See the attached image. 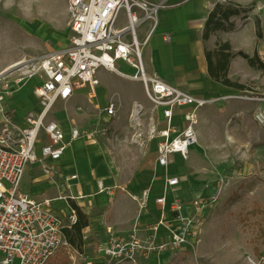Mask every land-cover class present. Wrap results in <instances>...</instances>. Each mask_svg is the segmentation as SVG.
I'll return each instance as SVG.
<instances>
[{
	"label": "crops",
	"instance_id": "0c3cea01",
	"mask_svg": "<svg viewBox=\"0 0 264 264\" xmlns=\"http://www.w3.org/2000/svg\"><path fill=\"white\" fill-rule=\"evenodd\" d=\"M145 1L164 5L157 17V28L143 48V62L147 73L156 74L165 83L196 99L213 101V104L206 106L197 114L195 129L197 143L220 133L219 130L222 129L219 128L225 125V118H233V120L240 118L243 125L251 129L247 132L254 133L252 130L254 126L261 130L254 122V115L251 118V109L238 105L224 106V109H221L224 113L221 126H215L219 116L212 115L215 112L213 106L223 97L239 92L226 89L210 79L205 52L214 51L219 43L229 44L234 54L241 52L250 58L257 54L258 58L264 61L262 59L264 46L258 45L259 40L264 39V0ZM224 3L233 4L247 12L231 19L230 22L234 25L232 32H217L207 41H203L202 33L209 14L217 4ZM148 30L149 26H146L140 31L138 39L141 42L145 40ZM117 68L129 76L134 74L121 63L117 64ZM250 72L263 76L260 72L251 69L245 60L235 58L230 61L227 76L231 82L247 87L245 82ZM97 78L99 92L105 95L103 106L112 104L115 107V116L111 118L106 136L99 137L98 143L85 140L72 142L64 153L61 164L56 167L50 178H46L33 167H28L25 173L30 177V186L37 185L47 192L55 191L56 196L53 198L70 196L77 198L71 201L88 218L89 226L82 231V252L79 253L70 246L71 252L64 250L69 254L70 264L71 258L93 252L96 244L100 248V243L105 240L103 234L106 233L120 237L134 234L143 246V250L147 252L146 255L140 256V264H199L202 258H209L208 264H212L211 250L217 249V245L211 242V236L208 237L211 230L209 226L212 221L211 210L208 211L201 235L197 240H190L189 245L175 250L169 245L170 232L175 224L172 203H190L196 195H210L219 186L218 183L216 186H208L200 175L203 171L211 172L214 169L213 166L205 164L203 156L210 155L201 153L198 158L191 152L186 161L174 155L166 167H159L156 164L157 141L146 143L142 147L131 144L134 130L129 122V115L135 104L143 107L142 123L145 128L151 125L159 127L163 125L160 111H155L147 101L142 85L120 79L105 71H99ZM36 84L35 81L27 83L8 103L14 121L20 128L25 127V117L28 114L39 111L38 100L33 94ZM79 92L86 95V91L79 88L76 96ZM77 111L80 110L77 108ZM92 112L95 113L93 109ZM97 114L98 123L101 120H109L103 114ZM55 121L67 134L71 128L79 129L76 126L69 127L61 118ZM174 124L182 126L177 113ZM234 131L238 132L237 129H233L232 132L234 137L238 138V133L235 134ZM227 135L226 133V140H228ZM256 140L259 144L262 137L257 135ZM42 144H45L43 138L39 147ZM229 144H233V140ZM230 145H222L221 150L213 157L219 160L218 157L225 156ZM39 147H37L38 155ZM73 176L76 180L71 181L70 178ZM168 179H177L178 186L167 188ZM99 184L104 187L105 191L102 193L99 192ZM205 186L209 189L206 190ZM146 191L149 199L146 208L140 212L138 204L132 201L131 196H139ZM21 193L35 202L47 199H42L37 194H26L24 191ZM162 198L165 199V204L157 205L156 201ZM60 206L65 216L71 214L72 209L68 205V200ZM159 222H162V226H159L157 232H153L151 228ZM98 252L99 249L97 255ZM92 261L114 264L100 255L92 260L85 259L83 263L91 264Z\"/></svg>",
	"mask_w": 264,
	"mask_h": 264
},
{
	"label": "built area",
	"instance_id": "2783aa9c",
	"mask_svg": "<svg viewBox=\"0 0 264 264\" xmlns=\"http://www.w3.org/2000/svg\"><path fill=\"white\" fill-rule=\"evenodd\" d=\"M163 7V3L151 4L145 0H70L67 46L21 63L13 74L0 79V264H49L61 250L71 252L63 231L76 222V216L73 210L65 216L60 204L77 198L57 197L35 202L21 193L20 186L28 167L50 178L72 142H95L106 136L115 107L112 104L103 106L105 95L99 92V71L141 84L147 101L155 111H160L162 127L143 126L141 105L135 104L129 115L134 130L131 144L142 147L157 141L156 164L159 167H166L174 155L186 161L196 147L197 114L213 101L196 99L165 83L156 74H148L143 62V48L157 28V17ZM121 17L123 25H120ZM146 26L149 30L141 42L138 37ZM119 63L134 74L129 76L122 72L117 68ZM32 81L37 83L33 94L38 100L39 111L28 114L25 127L20 128L8 103ZM79 88L86 91L93 111L109 120H101L97 129L90 133L71 128L67 134L47 118L57 103L71 101ZM255 101L261 105L253 119L264 130V98ZM176 113L182 126L174 124ZM42 138L45 144L39 147ZM166 186L176 187L178 180L168 179ZM98 187L99 192L105 191L101 184ZM223 187L222 182L212 194L196 195L187 204L172 203L175 223L170 232L172 249H180L189 245L190 240L199 238L208 211L217 202ZM205 189L208 190V186ZM131 199L142 212L149 199L148 191L131 196ZM156 204L163 206L165 199L157 200ZM159 226L162 222L151 230L157 232ZM103 236L105 240L100 243L98 255L114 264H140V256L147 254L134 234L120 237L106 233ZM248 263L264 264V250L257 258H249ZM71 264H75L74 258Z\"/></svg>",
	"mask_w": 264,
	"mask_h": 264
},
{
	"label": "rangeland",
	"instance_id": "374dc122",
	"mask_svg": "<svg viewBox=\"0 0 264 264\" xmlns=\"http://www.w3.org/2000/svg\"><path fill=\"white\" fill-rule=\"evenodd\" d=\"M69 1L31 0L33 4L39 5L38 9L24 5L21 9L22 15L15 16L13 12L4 13L3 10L20 6V0H0V75L5 71L13 72L16 69H10L18 64L39 59L67 46L70 37ZM123 19L121 17L120 25L124 24ZM7 33L13 38L7 39ZM258 45L264 46V39L259 40ZM262 77L250 72L245 82L247 91L231 93L213 106L215 112L212 115L219 116L215 126H221L220 122L224 118L221 109L224 106H247L251 109L252 118L261 105L255 100L264 98ZM54 118H61L69 127L76 126L89 133L95 131L98 125V114L92 112V103L83 92H79L67 104L57 103L47 120L56 122ZM225 121V125L219 128L222 129L219 130L220 133L198 142L191 154L198 158L201 153L210 155L203 157L205 164L213 166L214 169L200 173L208 186L224 183L218 202L210 209L212 221L209 224L211 230L208 237L211 236V242L217 245V249L211 250L212 264H249V258H257L264 250V130H258L254 126V133L247 132L251 129L246 128L240 118H225ZM233 129H237L238 132L234 133H238V138L234 137ZM257 135L262 137L259 144ZM232 140L233 144L230 145ZM95 142L98 143L97 140ZM222 145H230L232 148L229 147L228 153L216 160L213 156L221 150ZM20 191L37 194L42 199L56 196L55 191L47 192L37 185L30 186V177L27 174L23 177ZM98 249L96 244L93 252L74 259L77 264H84L85 259L98 257ZM67 259V264H70L68 252L61 250L49 264H62ZM208 263L209 258L199 261V264ZM91 264L100 263L92 261Z\"/></svg>",
	"mask_w": 264,
	"mask_h": 264
},
{
	"label": "trees",
	"instance_id": "16d2710c",
	"mask_svg": "<svg viewBox=\"0 0 264 264\" xmlns=\"http://www.w3.org/2000/svg\"><path fill=\"white\" fill-rule=\"evenodd\" d=\"M246 12L247 10H243L230 3L217 4L209 14L205 23L202 33L203 41H207L210 36L217 32H232L234 30V25L230 22L231 19L246 14ZM244 19H246V17ZM235 58L245 60L251 69L260 72L264 77V61H261L257 54H255L252 58L241 52L234 54L229 44L221 43L216 45V49L214 51L205 52L208 75L213 82L226 89L237 92H245L248 89L247 87L231 82L227 76L230 61ZM68 205L75 213L76 222L73 225H69L63 231V236L68 246L81 253L83 246L82 231L89 226L88 218L82 213L81 209L74 204L73 201L68 200ZM68 261L69 260L67 259L62 264H67Z\"/></svg>",
	"mask_w": 264,
	"mask_h": 264
},
{
	"label": "bare ground",
	"instance_id": "6f19581e",
	"mask_svg": "<svg viewBox=\"0 0 264 264\" xmlns=\"http://www.w3.org/2000/svg\"><path fill=\"white\" fill-rule=\"evenodd\" d=\"M19 5L20 6H18V7H8V8H5L4 10H3V12L4 13H10V12H13L14 14H15V16H18V15H22V12H21V9H22V7L25 5V6H31V7H33L34 9L36 8V9H38V7H39V5L38 4H33L32 2H31V0H26V1H24V0H20V2H19ZM6 37H7V39H12L13 38V36H11V35H9L8 33L5 35ZM19 65V64H18ZM17 66V65H16Z\"/></svg>",
	"mask_w": 264,
	"mask_h": 264
},
{
	"label": "water",
	"instance_id": "95a60500",
	"mask_svg": "<svg viewBox=\"0 0 264 264\" xmlns=\"http://www.w3.org/2000/svg\"><path fill=\"white\" fill-rule=\"evenodd\" d=\"M14 70V69H16V67H13V68H11L10 70ZM16 70H14L13 72H10L9 73V71H5V72H3L1 75H0V79H2V78H4V77H7V76H9V75H11V74H13L14 72H15Z\"/></svg>",
	"mask_w": 264,
	"mask_h": 264
}]
</instances>
